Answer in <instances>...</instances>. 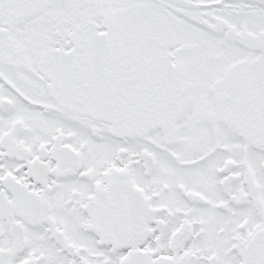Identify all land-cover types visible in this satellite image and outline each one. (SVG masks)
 Segmentation results:
<instances>
[{"label": "snow or ice", "instance_id": "6c2138e0", "mask_svg": "<svg viewBox=\"0 0 264 264\" xmlns=\"http://www.w3.org/2000/svg\"><path fill=\"white\" fill-rule=\"evenodd\" d=\"M0 264H264V0H0Z\"/></svg>", "mask_w": 264, "mask_h": 264}]
</instances>
